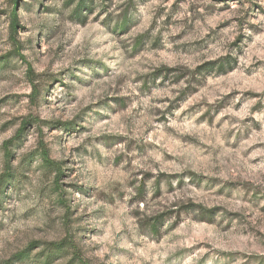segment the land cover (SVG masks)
Wrapping results in <instances>:
<instances>
[{
  "label": "rangeland",
  "instance_id": "374dc122",
  "mask_svg": "<svg viewBox=\"0 0 264 264\" xmlns=\"http://www.w3.org/2000/svg\"><path fill=\"white\" fill-rule=\"evenodd\" d=\"M78 2L0 0V264H264V0Z\"/></svg>",
  "mask_w": 264,
  "mask_h": 264
},
{
  "label": "trees",
  "instance_id": "16d2710c",
  "mask_svg": "<svg viewBox=\"0 0 264 264\" xmlns=\"http://www.w3.org/2000/svg\"><path fill=\"white\" fill-rule=\"evenodd\" d=\"M83 2H84V0H79L77 8H76V12L82 11ZM9 20H10V27L12 29V32L15 33V29L18 27L17 13H16L15 9H12V11L10 12V19ZM39 157H40L41 161L45 165H47L48 167H53L55 172L56 173L58 172L56 166L52 162L48 161V153L44 149V147L40 148ZM9 158H10V153H7L6 156H5V159L7 160ZM13 178H14L13 170L10 167V164L7 161L6 165H5L4 173L0 177V195L4 194V191L6 190V188L8 186H10V183L13 181ZM198 214L201 216V220H209V219H206V218H212L213 211H211V210H201ZM158 219H159V217H156L148 225L149 226L148 228H149V231H150L151 235H157L158 234V230H157L158 222H159ZM52 248L54 250L61 251L64 248H66V245H65L64 242H61V243H58V244H52Z\"/></svg>",
  "mask_w": 264,
  "mask_h": 264
}]
</instances>
